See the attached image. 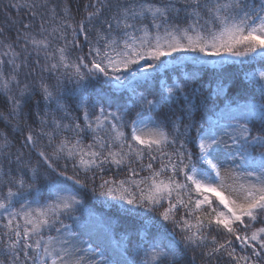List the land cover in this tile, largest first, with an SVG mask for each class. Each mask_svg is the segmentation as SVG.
I'll list each match as a JSON object with an SVG mask.
<instances>
[{"label":"snow or ice","instance_id":"snow-or-ice-1","mask_svg":"<svg viewBox=\"0 0 264 264\" xmlns=\"http://www.w3.org/2000/svg\"><path fill=\"white\" fill-rule=\"evenodd\" d=\"M0 97V264H264V0H8Z\"/></svg>","mask_w":264,"mask_h":264},{"label":"trees","instance_id":"trees-1","mask_svg":"<svg viewBox=\"0 0 264 264\" xmlns=\"http://www.w3.org/2000/svg\"><path fill=\"white\" fill-rule=\"evenodd\" d=\"M8 2V0H0V9L3 8L4 4H6ZM74 2V6L75 5H78L79 3L82 2V0H73ZM225 67L229 68L230 70L231 69H235V68H242L243 71H241L240 75H241V78H243V75L245 72H251V71H258L260 70V65L259 64H253V65H243L241 66L239 63H236L235 65H226ZM211 79V77L209 76H205L204 77V83H205V86H207V83L208 81ZM245 83H247V81H245ZM212 87L214 88L215 87V84L212 85ZM253 85L252 84H249V90H250V93H251V89H252ZM256 99L258 100L259 99V93L258 91L256 92ZM7 112V108H6V105L3 101V98L0 97V113H4L6 114ZM4 128V124L2 121H0V129ZM86 142L90 143L91 142V139L90 137L86 140ZM146 174V173H145ZM107 175H111L110 173H107ZM97 183H99V177L97 178ZM87 208H91L92 209V212L94 214H96L97 216H100L103 214L104 212V209H102V207L99 205V203H97L96 201L94 200H89V201H86V209ZM77 215H80V213L78 212ZM83 219V217H82ZM66 223H71L70 220H66L65 221ZM126 227V225L123 223V222H116L114 221L113 222V229H114V234L117 235V238L119 236V234L122 232V229Z\"/></svg>","mask_w":264,"mask_h":264}]
</instances>
